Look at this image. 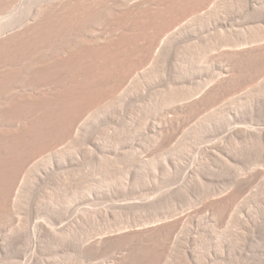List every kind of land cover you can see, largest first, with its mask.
Segmentation results:
<instances>
[{"label": "rangeland", "instance_id": "1", "mask_svg": "<svg viewBox=\"0 0 264 264\" xmlns=\"http://www.w3.org/2000/svg\"><path fill=\"white\" fill-rule=\"evenodd\" d=\"M44 1L0 0V59L30 68L23 80L1 70L0 93L17 82L44 94L0 106V264H264V51L234 54L264 37V0L181 2L103 24L89 10L100 34L123 23L120 39L111 33L120 42H80L59 59L45 47L90 29L88 9L73 26L58 14L29 38L5 34Z\"/></svg>", "mask_w": 264, "mask_h": 264}, {"label": "bare ground", "instance_id": "2", "mask_svg": "<svg viewBox=\"0 0 264 264\" xmlns=\"http://www.w3.org/2000/svg\"><path fill=\"white\" fill-rule=\"evenodd\" d=\"M46 1H48V0H46ZM132 1V0H131ZM139 1V0H138ZM142 1H144V0H142ZM146 1V0H145ZM144 1V2H145ZM148 1H150V3H147V1H146V3L147 4H145L144 2H141V1H139V2H130L129 0H49L48 1V3H47V5H46V2L44 3V5H46V7L45 6H43L42 4V7H45V9L43 10L42 9V11L44 12H42L39 8V12L41 11V13L39 14V12H37V10H36V12H37V14L34 16V17H31L32 19H31V24H27V26L26 25H20L19 27H21L20 29H18V27H17V29L16 30H14L13 32H12V30L10 31L12 34H9V33H5V34H8L9 35V37H13V38H11V40L12 39H14L15 37L17 38V40H18V38H23V36H27L28 37V35L29 34H34V32L36 31H38L37 29H39L38 27H39V25L40 24H42V25H44L42 22H45V21H49V22H51V21H54V20H56L55 22H57L58 21V23L60 22V20H59V18H57L59 15H61L62 17L61 18H64L63 20L65 21L64 23H67V21L68 20H70V18H71V16H75V17H77V21L76 22H74V24H76V23H78L79 21H78V16H79V14L78 13H80V11H85L86 9H88V10H86V12H85V14L86 13H89V18H86V17H84V15H80L81 16V18L82 19H84V18H86L85 20L87 21L88 19H92V16H90V11L89 10H91V14H93V16H95V18L93 19L94 20V22H95V20H99V19H104L106 16H107V19H110L111 17H112V15L115 17L116 15L118 16V17H116V18H119L120 19V17L119 16H121V18H122V20H120L121 22H124L123 20V17L125 18H128L129 17V19H130V17L133 19L134 17H138L139 18V20L143 17H145V14H146V16H147V14L149 15V13H152V16L151 17H153V11H155V13H156V11L157 10H159V9H161V10H164L163 8L165 7L166 8V6H167V11H168V9H171L172 7L173 8H175L174 6H178L179 4L181 5L183 2L185 3H190V4H193L194 2L196 3L197 2V4H198V2H199V0L198 1H194V0H156V1H152V0H148ZM152 1V2H151ZM201 1V0H200ZM182 2V3H181ZM191 2H193V3H191ZM207 2V1H206ZM184 3H183V5H184ZM185 3V4H186ZM203 3V2H202ZM205 3V2H204ZM38 4V3H37ZM40 5V6H41ZM174 5V6H173ZM189 5V4H188ZM199 5V4H198ZM171 6V7H170ZM186 6V5H185ZM190 6H192V5H190ZM169 7V8H168ZM180 7V6H179ZM197 7V6H196ZM41 8V7H40ZM173 8L171 9V10H173ZM189 8V7H188ZM165 9V10H166ZM184 9V8H183ZM160 10V11H161ZM176 9H174V11H175ZM181 10V9H180ZM185 10V9H184ZM190 10H192V9H190ZM88 11V12H87ZM36 12H34V13H36ZM163 12V11H162ZM180 12V11H179ZM32 13V12H31ZM83 13V12H82ZM59 14V15H58ZM81 14V13H80ZM84 14V13H83ZM167 14V13H166ZM165 14V15H166ZM169 14V13H168ZM174 14V13H173ZM34 15V14H33ZM58 15V16H57ZM88 15V14H87ZM87 15H85V16H87ZM108 15H111L110 16V18H108L109 16ZM164 15V16H165ZM169 16H170V14H169ZM176 16V15H175ZM29 17V16H28ZM55 17L58 19H55ZM114 17H113V19H111V23H112V25H114V24H116V22H118V20L119 19H114ZM141 17V18H140ZM148 17V16H147ZM160 17V16H159ZM158 17V18H159ZM60 18V19H61ZM125 18V20H127ZM136 18H134V19H136ZM149 18V17H148ZM155 18V17H154ZM172 18V17H171ZM29 19V18H28ZM54 19V20H53ZM76 19V18H75ZM107 19H104L103 21H101V20H99V22H101L102 24H103V22L105 21L106 22V20ZM129 19H128V21H126V22H129ZM134 19H133V21H134ZM144 19H146V18H144ZM162 19V18H161ZM166 19V18H165ZM174 19V18H173ZM71 20H74L73 18L71 19ZM70 20V21H71ZM85 20H84V22H85ZM93 20H92V22L91 21H89L88 20V23H90L91 25H92V27H90L91 25L90 24H86V26H88L90 29H88L87 30V27L86 28H84L83 26H81L82 24H77V25H80V26H78V27H75V29L73 28V30H72V27H70L69 29H71V31L69 32L68 30L69 29H67V32L69 33V40L67 39V41H68V45L66 46V48L64 47V46H62V47H64V48H62L60 45H57V46H59L60 48H62V49H59V47L57 48L58 50H55V48H54V51H53V49H51L53 46H55V43H53L52 42V44H51V46L49 45V47H51V48H49V47H45V49L50 53V50H52L51 51V53H54L55 51L57 52V53H59L58 55L57 54H55V56H56V58L58 57V59H59V57L60 56H64L63 58H66V57H68L69 55L66 53V51H69V50H67L68 49V47L69 46H72L73 44V46H74V48H73V46H72V48L71 47H69V49H73L74 51H73V53L72 54H74V52L76 53L77 52V50H75L76 48H75V45H76V47H77V45L81 42H83V43H88V44H90V46L89 47H91L92 45L94 46V49H95V46H96V49H98L97 47H101V46H103V47H110V46H113L112 44L114 43H116V41L118 40V39H120L119 37H117L118 36V33L116 32V31H118L119 32V30H120V32H121V26L123 25V23H120V25H118V26H116V25H114V28H115V26H116V29H118V28H120L119 30H114V29H111V31L112 30H114L113 32L114 33H112V35H116V37L118 38L116 41L115 40H113V38H111V37H113L112 35H111V33H108V35H106V34H100V33H98V32H96V30L94 29V31L93 30H91V28L93 29L94 28V25L96 24H94V22H93ZM116 21V22H112V21ZM138 20V19H137ZM151 20V19H150ZM153 20V19H152ZM22 21V20H21ZM82 22H83V20H81ZM130 21H131V19H130ZM132 21V22H133ZM142 21V20H141ZM145 21H147V20H145ZM25 22V21H24ZM24 22L23 23H21V24H24ZM49 22H48V24H49ZM69 22V21H68ZM96 22H98V21H96ZM99 22L97 23V24H99ZM131 22V23H132ZM153 22V21H152ZM168 22H170V21H168ZM26 23V22H25ZM46 23V22H45ZM79 23H81V22H79ZM108 23V22H107ZM111 23H110V25H111ZM119 23V22H118ZM130 23V22H129ZM144 23V22H143ZM155 23H157V22H155ZM164 23H165V21H164ZM171 23V22H170ZM56 24V23H55ZM68 25H67V27L69 26V25H71L70 23H67ZM96 24V25H97ZM101 24V25H102ZM122 24V25H121ZM166 24V23H165ZM105 25H107V24H105ZM125 25H127L126 27H128L129 25L128 24H126L125 23ZM132 25V24H131ZM144 25V24H143ZM151 25V24H150ZM23 26H25V27H23ZM46 26H47V24H46ZM71 26H73V25H71ZM75 26V25H74ZM100 26V25H99ZM120 26V27H119ZM134 26V25H133ZM153 26V25H152ZM160 26V25H159ZM169 26V25H168ZM15 27V26H14ZM42 27L43 26H41V28L40 29H42ZM66 27V25H65V27H63V30H62V32L63 31H65L66 29H64V28H67ZM95 27H97L98 28V25L97 26H95ZM118 27V28H117ZM125 26H124V28H125V33L123 32V35L124 34H128L129 32V30L132 32V30H131V28L132 27H130L129 26V30H127V28H126ZM161 27V26H160ZM163 27V26H162ZM53 28H55V27H53ZM112 28V27H111ZM138 28V27H137ZM142 28V27H141ZM153 28V27H152ZM151 28V29H152ZM122 29H123V27H122ZM134 29V28H133ZM4 30V29H3ZM2 30V31H3ZM6 30V29H5ZM10 30V29H9ZM8 30V31H9ZM138 30V29H137ZM144 30V29H143ZM162 30V29H161ZM41 31V30H40ZM128 33H127V32ZM152 31V30H151ZM156 31H158V28H157V30ZM35 32V33H36ZM43 32V31H42ZM66 32V31H65ZM65 32H63L62 34L63 35H65ZM108 32H110V31H108ZM116 32V33H115ZM130 32V33H131ZM134 32H135V30H134ZM134 32H132L131 33V35H134L135 33ZM144 32V31H143ZM147 32V31H146ZM38 33V32H37ZM61 33V32H60ZM104 33V32H103ZM151 33V32H150ZM153 33H154V31H153ZM158 33V32H157ZM4 34V35H5ZM55 34V33H54ZM62 34H60L61 36H62ZM140 34H141V32H140ZM256 35H253L252 37L250 36V40H249V38H247L248 40H249V42L247 41V43H245L244 45H249V44H251V43H254L253 45H256L257 43H258V45H256V46H253L252 45V47H247L246 49H242V50H238V51H235L234 52V54L235 55H240V56H244L245 54H249L250 53V55L251 54H259V53H262L263 51H264V43H262V44H260L262 41L264 42V37L261 35V33H255ZM7 35V36H8ZM10 35H12V36H10ZM36 35V34H35ZM60 35H59V38H60ZM67 35H65V36H63V38L64 37H67ZM121 35H122V33L120 34V37H121ZM143 35V34H142ZM3 36V35H2ZM30 36V35H29ZM127 36H130L129 34L127 35ZM136 36V35H135ZM138 36V35H137ZM8 38V37H6V36H3V38ZM26 37V38H27ZM50 37V36H49ZM122 37H124V36H122ZM1 38V37H0ZM25 37H24V39H26ZM29 38V37H28ZM31 38V37H30ZM35 38V37H34ZM38 38V37H37ZM58 38V39H59ZM62 37H61V39H63ZM128 38V37H127ZM142 38H143V36H142ZM5 39V40H6ZM23 39V40H24ZM55 39H57V38H55ZM54 39V40H55ZM58 39L56 40V43H57V41H58ZM61 39H59V40H61ZM65 39V40H66ZM116 39V38H115ZM133 39V38H132ZM137 39V38H136ZM231 39V38H230ZM1 40H3V41H1L0 43L3 45L4 44V39H2L1 38ZM16 40V39H15ZM14 40V41H15ZM20 40V39H19ZM18 40V41H19ZM30 40V39H29ZM65 40H61V41H65ZM124 40V39H123ZM127 40V39H126ZM129 40V39H128ZM126 41V42H129V41ZM227 40V39H226ZM229 40V39H228ZM227 40V41H228ZM39 41V40H38ZM51 41H53V40H51ZM113 41V43H111ZM115 41V42H114ZM119 41V40H118ZM117 41V42H118ZM131 41V40H130ZM244 41H245V39H244ZM3 42V43H2ZM6 42H7V40H6ZM6 42H5V44H6ZM8 42H10V39H8ZM7 42V43H8ZM12 42V41H11ZM10 42V43H11ZM45 42V41H44ZM50 42V41H49ZM49 42H48V44H49ZM59 42V41H58ZM120 42V41H119ZM136 42V41H135ZM139 42V41H138ZM231 42H233L232 40H231ZM14 43H16V42H14ZM18 43V42H17ZM27 43V42H26ZM46 43V42H45ZM62 42H60V44H61ZM110 43V44H109ZM131 42H129L128 44L126 43L125 44V46H127L128 45V47L131 45L130 44ZM142 43V42H141ZM235 42H233V44H230L231 45V48H233V50H234V48L236 49V47H238L239 48V46H243L241 43H239V44H241V45H239V44H234ZM244 43V42H243ZM256 43V44H255ZM0 44V46H2ZM12 44V43H11ZM20 44V43H19ZM57 44H59V43H57ZM63 45L65 44L66 45V42L64 43H62ZM109 44V45H108ZM117 44V43H116ZM119 44H121V43H119ZM123 44H124V41H123ZM138 44H140V43H138ZM148 44V43H147ZM87 45V44H86ZM86 45H83V46H86ZM108 45V46H107ZM122 45V44H121ZM149 45V44H148ZM226 45V44H225ZM227 45H228V43H227ZM230 45H228V46H230ZM8 45H6V47H7ZM17 46V45H16ZM15 46V47H16ZM21 46V45H20ZM19 46V47H20ZM42 46V45H41ZM41 46H39L40 47V53H42L43 52V49H41ZM47 46V45H46ZM83 46H80V44H79V47H83ZM88 46V45H87ZM92 46V47H93ZM147 46V45H146ZM3 47H4V45H3ZM1 47L2 49H4V48H6V47ZM43 47V46H42ZM101 48L102 50L103 49H105V48ZM121 47V46H120ZM123 47H124V45H123ZM132 47V46H131ZM130 47V48H131ZM144 47V46H143ZM8 48H9V46H8ZM22 48V47H21ZM35 48H37L38 49V46H36ZM35 48H33V50H35ZM44 48V47H43ZM84 48V47H83ZM114 48V47H113ZM126 48V47H125ZM136 48V47H135ZM244 48V47H243ZM10 49V48H9ZM37 49L35 50V51H33L32 52V54H34L35 55V52H36V54H38L37 53ZM50 49V50H49ZM79 49V48H78ZM81 49V48H80ZM88 49V48H87ZM100 49V50H101ZM111 49L112 48H110V51H111ZM138 49H140V47L138 48ZM138 49H136V50H138ZM240 49V48H239ZM30 50V49H29ZM46 50H45V52H46ZM82 50V49H81ZM99 50V49H98ZM114 50V49H113ZM132 50V49H131ZM130 50V51H131ZM143 50V49H142ZM2 50H0V52H1ZM96 51V50H95ZM115 51V50H114ZM139 51V50H138ZM137 51V52H138ZM22 52V51H21ZM31 52V51H30ZM44 52V53H45ZM47 52V53H48ZM94 52V51H93ZM106 52V51H105ZM123 52V51H122ZM137 52L136 53H134L133 55H135V54H137ZM140 52V51H139ZM7 53V52H6ZM6 53H4V52H1L0 54H1V56L3 57L4 56V58H6L7 56V54ZM28 53V52H27ZM47 53H45L46 54V56L48 55V56H50L51 58H52V56H51V53L49 54H47ZM79 53V52H78ZM101 53V52H100ZM118 53V52H117ZM132 53V52H131ZM142 53V52H141ZM232 53V52H231ZM4 54V55H3ZM6 54V55H5ZM11 54V53H10ZM18 54V53H17ZM26 54V53H25ZM32 54H31V57H32ZM45 54H44V58H48L49 59V57H46L45 56ZM54 54H52L53 55V58H54ZM68 56H67V55ZM70 54H71V52H70ZM77 54V53H76ZM115 54H116V52H115ZM233 54V53H232ZM21 55V54H20ZM33 55V56H34ZM40 54H38V56H39ZM42 55V54H41ZM40 55V56H41ZM65 55H66V57H65ZM100 55V54H99ZM126 55V54H125ZM6 56V57H5ZM9 56V55H8ZM37 56V55H36ZM132 56V55H131ZM140 56H141V54H140ZM234 56V55H233ZM1 57V59H0V72H1V70H3L4 71V69H5V71L7 70V68H13V69H15V70H12L13 72H16V74H14V76H16V75H18V77L20 76H22V75H25V74H27L28 73V69H30L29 67H27V66H29V65H27L26 64V62L25 61H28V59L27 60H25L24 59V62H25V64L27 65H21V64H23V62L22 63H20V64H14L15 63V61H14V63L12 62H9V61H6L4 58H2ZM12 57V56H11ZM105 57V56H104ZM111 57V56H110ZM126 57V56H125ZM150 57V56H149ZM239 57V56H238ZM19 58H20V56H19ZM55 58V59H56ZM62 57L60 58V59H63ZM70 58V57H69ZM87 58V57H86ZM101 57L99 56V59H100ZM128 58H129V56H128ZM137 58V57H136ZM140 58H142V57H140ZM10 59V58H9ZM47 59V60H48ZM90 59V58H89ZM112 59V58H111ZM126 59V58H125ZM14 60V59H13ZM33 60V58H31V59H29V63L31 64V62H33L32 61ZM36 60H37V58H36ZM50 60V59H49ZM57 60V59H56ZM65 60V59H64ZM105 60V59H104ZM108 60V59H107ZM121 60V59H120ZM137 60V59H136ZM141 60V59H140ZM10 61H11V59H10ZM20 61H22L21 59H20ZM35 61V60H34ZM89 61V60H88ZM133 61V60H132ZM134 61H135V59H134ZM9 62V63H8ZM37 62V61H36ZM48 62V61H47ZM100 62V61H99ZM118 62V61H117ZM18 63H19V60H18ZM28 63V62H27ZM38 63V62H37ZM50 63V62H49ZM111 63V62H110ZM134 64H135V62H133ZM12 64V65H11ZM14 64V65H13ZM34 64H36L35 62H34ZM102 64V63H101ZM122 64V63H121ZM124 64V63H123ZM138 64V63H137ZM42 65H44V64H42ZM98 65V64H97ZM115 65V64H114ZM118 65V64H117ZM125 65V64H124ZM136 65V64H135ZM41 66V65H40ZM48 66V65H47ZM64 66V65H63ZM121 66V65H120ZM42 67V66H41ZM81 68V67H80ZM109 68V67H108ZM107 68V69H108ZM91 69V68H90ZM97 69V68H96ZM120 69V68H119ZM9 70V69H8ZM7 70V71H8ZM41 70V69H40ZM47 70V69H46ZM86 70V69H85ZM4 71V72H5ZM78 71V70H77ZM102 71H103V69H102ZM106 71V70H105ZM104 71V72H105ZM12 72V73H13ZM109 72V71H108ZM112 72V71H111ZM119 72V71H118ZM2 73V72H1ZM61 73V72H60ZM74 73V72H73ZM97 73H99V72H97ZM113 73V72H112ZM53 74V73H52ZM89 74V73H88ZM94 74V73H93ZM111 74V73H110ZM51 75V74H50ZM106 75V74H105ZM6 76V75H5ZM13 76V77H14ZM46 76V75H45ZM88 76V75H87ZM96 76V75H95ZM117 76V75H116ZM126 76V75H125ZM8 77V76H7ZM48 77H49V75H48ZM51 77V76H50ZM108 77V76H107ZM3 78V77H2ZM9 78V77H8ZM17 78V77H16ZM15 77L13 78L14 80L16 79ZM22 78V77H21ZM21 78H17V80H15V81H20V79ZM38 78V77H37ZM78 78V77H77ZM94 78V77H93ZM96 78V77H95ZM106 78V77H105ZM115 78V77H114ZM127 78V77H126ZM0 79H1V77H0ZM91 79V78H90ZM110 79H111V77H110ZM22 80H23V78H22ZM22 80H21V82H22ZM97 80V79H96ZM13 81V80H12ZM36 81V80H35ZM103 81V80H102ZM106 81V80H105ZM108 81V80H107ZM7 82V81H6ZM88 82V81H87ZM4 83V82H3ZM11 83V82H10ZM9 83V84H10ZM17 83V82H16ZM15 82L9 87H7V88H5V89H3V90H5L3 93H0V106L1 105H3V104H1V103H7L8 101H12L13 99L14 100H16L17 98V96H18V93H21V92H24V93H26L27 92V94L28 93H30L28 96L30 97V95H37V96H39V93H41L40 91L41 90H39V89H37V88H24V87H22V86H19V85H17ZM18 83H20V82H18ZM43 84V83H42ZM45 84H47V83H45ZM73 84V83H72ZM80 85V84H79ZM219 85V84H218ZM94 86V85H93ZM44 87V86H43ZM106 87V86H105ZM108 87V86H107ZM109 87H110V85H109ZM103 88V87H102ZM113 88V87H112ZM112 88H110V89H112ZM48 89V88H47ZM109 89V88H108ZM214 89V88H213ZM217 89V88H216ZM100 90H102V89H100ZM106 91V90H105ZM214 91V90H213ZM216 91V90H215ZM176 92V91H175ZM77 93V92H76ZM87 93V92H86ZM23 94V93H22ZM27 94H24V95H26L27 96ZM43 94V92L40 94V96ZM46 94V93H45ZM48 94V93H47ZM173 94V93H172ZM21 95V94H20ZM19 95V96H20ZM44 95V94H43ZM176 95V94H175ZM23 96V95H22ZM36 96V97H37ZM180 96V97H179ZM183 96L184 95H181V94H179V95H177L176 96V98H183ZM27 98V97H26ZM79 98V97H78ZM19 99V98H18ZM21 99V98H20ZM40 100V99H39ZM49 101V100H48ZM198 101V100H197ZM62 102V101H61ZM5 103V104H6ZM9 103V102H8ZM73 103V102H72ZM196 103V102H195ZM4 104V105H5ZM78 104H80L79 102H78ZM189 104V103H188ZM187 104V105H188ZM190 104H192L191 102H190ZM62 105V104H61ZM189 106V105H188ZM187 106V107H188ZM4 107V106H3ZM5 107H7V106H5ZM186 107V106H185ZM46 108V107H45ZM47 109V108H46ZM75 109V108H74ZM66 110V109H65ZM62 111V110H61ZM53 112V111H52ZM62 118V117H61ZM68 119V118H67ZM21 122V121H20ZM27 122V121H26ZM73 122V121H72ZM50 123V122H49ZM4 124V123H3ZM15 125V124H14ZM67 125V124H66ZM29 126V125H28ZM75 126V125H74ZM45 128V127H44ZM60 128V127H59ZM7 129H8V127H7ZM72 129V128H71ZM12 130V129H11ZM13 131H15V128H14V130ZM17 131V130H16ZM20 131V130H19ZM72 131V130H71ZM74 131V130H73ZM7 132V131H6ZM5 132V133H6ZM9 132V131H8ZM29 132V131H28ZM22 134V133H21ZM8 135V134H7ZM29 135V134H28ZM4 136V135H3ZM25 136V135H24ZM30 136V135H29ZM52 136V135H51ZM12 137H14V136H12ZM26 137V136H25ZM7 139V138H6ZM12 139V138H11ZM9 142V141H8ZM1 143V142H0ZM10 143V142H9ZM10 147V146H9ZM15 147V146H14ZM1 148V147H0ZM12 150V149H11ZM7 153V152H6ZM5 154V153H4ZM12 155V154H11ZM13 156V155H12ZM18 157V156H17ZM4 160V159H3ZM9 162V161H8ZM25 163V162H24ZM10 164V163H9ZM14 166V165H13ZM4 167V166H3ZM8 167V166H7ZM2 169V168H1ZM20 170V169H19ZM1 174V173H0ZM20 174V173H19ZM6 175V174H5ZM16 176V175H15ZM10 177V176H9ZM8 180V179H7ZM14 183V182H13ZM12 184V183H11ZM15 184H17V183H15ZM15 184H12V186L11 187H13ZM14 188V187H13ZM12 188V189H13ZM4 198V197H3ZM2 201H4V203L6 202V203H9V197H5L4 198V200H2ZM5 203V204H6ZM11 203V202H10ZM7 204V205H5V207H4V204H3V207L6 209H3V211L5 210L6 212L8 211V210H10V206H9V209L8 208H6V206H8V205H11V204ZM1 205V204H0ZM2 207V206H1ZM8 209V210H7ZM2 212V211H1ZM5 212V213H6ZM9 212V211H8ZM7 212V213H8ZM174 225V224H173ZM160 226V225H159ZM155 227V226H154ZM161 227V226H160ZM151 230V229H150ZM157 231V230H156ZM143 233V232H142ZM142 236V235H141ZM145 237H146V235H144Z\"/></svg>", "mask_w": 264, "mask_h": 264}]
</instances>
